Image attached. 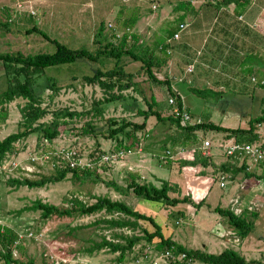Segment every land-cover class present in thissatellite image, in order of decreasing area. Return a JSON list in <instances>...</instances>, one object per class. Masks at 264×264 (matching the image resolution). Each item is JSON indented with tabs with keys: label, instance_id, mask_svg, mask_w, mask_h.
Returning <instances> with one entry per match:
<instances>
[{
	"label": "rangeland",
	"instance_id": "374dc122",
	"mask_svg": "<svg viewBox=\"0 0 264 264\" xmlns=\"http://www.w3.org/2000/svg\"><path fill=\"white\" fill-rule=\"evenodd\" d=\"M204 1L207 0H196L195 5H202ZM189 2V0H0V23L8 19L10 11H15L18 8H22V10L32 8L36 11L32 19L20 12L17 15L19 18L17 17L18 19L15 22L10 23L8 28L0 26V52L18 51L22 54L53 52V44L37 33H27L26 30L34 23L41 30L47 32L51 38H56L68 47H86L92 50L96 47L93 38L101 21L104 23L103 34L106 36L112 32L109 24L115 25L117 32L121 33L120 27L123 21L128 17L131 10L137 8L139 19L133 26V31L139 35L138 43L146 44L152 49L151 52L155 57L166 60L158 67H152L156 77L160 80L170 79V74L179 76L183 72L188 74L185 76H189L190 73L186 72V65H184L186 62L184 60H181L182 63L176 67H170L169 71L170 52H168L169 57H167L154 48L155 40L165 34L164 30L169 28V24L173 28L175 24L173 22L183 13H185L183 18H186V16L192 17L195 14L193 9L196 6L193 7L191 3L188 4ZM180 3L188 4L186 10L176 9ZM180 11H183V13H180ZM183 24L185 28L188 25L187 22H183ZM179 37L175 38V41L179 40ZM168 43L170 46L169 40ZM102 59L103 64L97 62L93 65L84 59H77L69 64L48 67L44 69V75L38 76L39 78L35 80L34 86L43 84L47 80V76L52 77L53 82L58 87L57 92L49 87H39L35 89L36 91L34 90L35 93L37 92L40 95L43 101L42 106L46 107L48 111L68 108L70 111L82 113L80 116L60 125L59 134L51 140L52 143H50L49 149L55 152L61 148H72L77 152L79 159H81L80 163L83 165L93 156L97 158L93 166L90 167L92 169L90 170L91 174L82 178V180L74 179L68 173L64 180L57 183H47L42 187L17 186L9 184L8 179L10 177L34 179L38 175H48L54 171V166L58 164L55 162L57 157L54 153L50 159H46V156L45 159H42L43 155L41 156L39 149L36 147L39 142L35 134L28 135L24 140L25 143H16L19 152L8 159V165L15 163L16 167L0 175V225L10 227L20 233L16 241L17 247L12 250L13 258L22 262L32 259L35 263L45 264H152L151 262L155 261L157 256L155 253H152L155 254V257L151 254L149 257L144 256L148 247L145 246L147 245L145 240L138 242L131 250L126 251L124 259L121 261L118 260L120 252H112L107 246H103L99 250L96 249L92 253L85 251V248L91 246L94 242H100L102 238L124 244L125 240L121 239L120 235H142L140 228L134 230L129 226L111 227L104 221L110 218L132 219L121 213L109 214L101 210L89 215H52L47 219H42L39 211L21 210L30 205L35 199H41L63 208L69 205V201L73 199L71 197H77L90 204L95 202L94 197L96 196H107L112 200L125 201L128 203L127 205H131L132 209L149 215L152 214L150 211L154 207L153 217L163 224L162 232L170 236L171 239L172 237L177 239L178 243L181 242L187 246L190 245L192 248H199L211 253H214L212 251L219 252L231 248L247 260L254 261L252 264H264V201L261 202L259 199L256 202L257 206L254 210L257 213L256 218L248 214L249 221H253L251 232L243 238L238 230H235L237 235L240 236L239 244L221 237L222 231H219V229L222 227L228 229L231 224L216 209L218 207L227 208V204L226 207L224 204L228 201L230 188L236 186L238 181L246 175L241 167L231 163L223 155L220 147L217 146L218 148L211 149V154L208 157L211 163L213 160L220 161L219 157L222 156L224 162L221 164H214V166L208 164L207 168L203 167L200 162L196 164L192 162L193 165L191 166L184 164L181 168L174 166L180 175H178L179 180H176L177 183H172L176 187L179 185L186 192L193 188L199 190L197 187H200L199 182L202 184L203 180L207 189L211 187L209 196L202 199L198 207L197 199L199 198L193 197L192 200H188L189 203L179 202L173 206L139 198L140 204L135 206L136 204H133V200L136 198L134 194L130 192L121 193V191L114 189L113 184L108 183L112 181L114 185L125 189L129 181L126 172L138 171L141 181H154L156 186H160L161 181H157L158 177L154 176L153 171H164L158 174L159 177L170 180L173 173L170 165L166 164L167 158L172 163L183 156L189 155L188 153L193 154L187 147L190 148L199 136L220 143L219 138H221L222 133L199 129L193 132L196 138L193 143L175 142L183 141L181 137L186 132H182V129L180 132V127L174 124L173 126L170 120L159 121L154 116H150L147 120L145 136L143 137L141 132L138 133L139 145L135 148V151L124 152L121 157H114L110 160L109 164L102 162L98 159L99 155L102 153L107 154V152L114 154L118 151L116 145L121 139H124L123 135L112 138L105 136L108 135V128H113L108 123V119H115L116 123L121 122V119L141 122L142 117L135 114L136 108L146 109L144 101H149L151 95L158 101L159 104L156 108L159 109L161 115L170 114V107L166 100L167 86L164 83H158L150 79L142 66V62L135 61L130 56H123L120 63L125 71L134 75L133 81L136 83L134 88L123 91L127 98L125 100H115L97 105L104 109L102 113L96 114L93 110L94 102L103 99L107 95L96 84L85 83L82 76L91 75L96 67L107 70L114 65V59L105 57H102ZM183 66L184 71L182 70ZM248 72H243L242 81H231L236 86L226 84L222 90L217 88V91L213 87L211 89H214L215 92L206 90L205 98L190 91V87L186 82L179 84L178 89L184 97L183 107L189 110L192 115L204 119L208 118L215 124L230 128L247 129L249 118L256 117L261 113L264 101V87L256 85L257 83L250 79L251 74ZM255 74L258 76L257 73ZM257 76L256 78H258ZM9 77L13 78V75ZM7 78L8 75L5 74L4 66L0 62V94L7 88ZM181 79V77L178 78V81ZM202 82L194 84V87L200 90L209 89L202 88ZM170 88L173 87L170 85ZM136 89L138 90L136 91ZM129 98H133V100ZM25 102V99L18 97L10 102L0 104V137L4 138L18 130V123L21 120L20 109ZM125 103H128L131 108L126 110L123 107ZM4 114H7L9 121H12L6 124L5 130L2 126ZM50 119L51 114L49 113L41 120L49 121ZM85 123H91V127L95 129V132L91 134L81 133V127ZM170 125L173 127V131H170ZM170 132L172 133L170 134ZM217 139L219 140L217 141ZM125 142L129 143L130 140ZM176 147H182L184 150L175 157L173 154L176 153ZM178 149L180 150V148ZM156 151L159 152L156 153ZM167 151L168 153H166ZM170 151L172 153L171 157ZM134 159H137L140 165L138 168L133 166L134 170H132L129 169L128 164L130 160ZM33 160L38 163V168H35L31 163ZM224 163H228V167L234 168L233 171H225L221 167ZM158 164H166L167 166L160 169L161 166H158ZM149 166L152 167L149 168ZM17 167L20 168L16 170ZM185 171H187V175L184 173ZM222 171L229 172L232 175L233 182L225 189L218 186L214 177ZM253 173L246 177H250L248 180L257 185L259 180L253 179V177L264 178V171L259 167H254ZM182 175L184 176L183 179L181 178ZM259 186L261 185L258 184L257 187ZM126 195L130 196L132 200ZM174 195L179 198L186 196L181 195L178 188ZM180 212L185 215L182 221L176 218L178 215L174 216ZM170 213L174 215L170 216ZM176 219L178 221L174 224ZM170 223L172 227H170ZM140 225L142 224L140 223ZM143 227L153 230V226L148 223ZM187 239L191 240L187 241ZM211 239L216 243L211 244ZM153 241H157V238ZM0 252H3L1 245ZM0 264H6L1 254ZM190 264L203 263L194 261Z\"/></svg>",
	"mask_w": 264,
	"mask_h": 264
},
{
	"label": "trees",
	"instance_id": "16d2710c",
	"mask_svg": "<svg viewBox=\"0 0 264 264\" xmlns=\"http://www.w3.org/2000/svg\"><path fill=\"white\" fill-rule=\"evenodd\" d=\"M230 1L237 0H225V2ZM188 4H190V2ZM188 4L180 3L176 9L186 10ZM239 5L242 7V5L244 4L240 3ZM21 12L24 13V15L31 17V19L34 18L32 16H34L35 14L33 15L26 10H23ZM19 13L20 12H18L17 10L10 11L8 13V19L5 22L0 23V26L8 28L10 26V23L15 22L19 18L17 16ZM183 14L185 15V13ZM183 14L180 16V19L182 20L184 17ZM138 19L137 8H134L133 11H130L128 17L123 21V24L120 27L122 33L119 37H116L113 31L110 32L108 36L103 34L104 23L103 21H101L93 38V43L96 47L92 50L86 47H68L66 44L60 42L56 38H51L47 32L41 30L34 23L30 28L26 30L27 33H37L48 42L53 44V52H37L33 54H22L18 51L0 52V62L4 66L5 74L8 75L7 88L0 94V104L10 102L18 97H22L26 100V102L20 109L21 120L18 123V130L0 139V161L5 157L7 153L12 155L17 154L19 152V149H17L16 143H25V138H27V136L30 134H35L37 136L39 142L38 145H36L37 148H39L42 144L44 150H49V147L45 146L42 140L47 139L48 141H51L59 134L60 125L65 124L67 123V121L82 114L77 111H70L68 108H58L53 111H48L46 107L42 106L43 101L40 95L37 94V92L35 93V89L39 87H49L52 88L54 92H57L58 90V87L53 82V78L48 76L47 80L43 84L34 86V83H36V78L44 75L43 73L45 71V68L69 64L75 62L77 59H84L86 61H89L93 65L97 62L103 64L102 57L114 59V65L111 68L103 70L100 67H96L91 75L82 76V80L85 83L96 84L97 86L102 88L107 95L103 99L94 102L95 104L93 106V110L96 114L102 113L104 109L100 108L97 105L115 100L121 101L127 99L123 94V91L129 90V88H134L136 84L135 81H133L134 75L131 72L125 71L124 67L120 63L123 56H130L135 61H141L142 66L148 73V77L155 82L164 83L170 90L169 79L165 78L164 80H160L156 77L154 71H152L153 66L158 67L166 60L155 57L151 52L152 49L146 44H143L142 42L138 43V34H136L135 32L126 31L127 27L133 28ZM168 30L169 29H165V34L163 36H159L154 42V48L158 50L162 55H165L167 57H169V55H167L166 53V48L169 45L166 44L165 41L166 39H168L167 37L172 36L176 29L170 27V32H168ZM129 36L130 39L128 41ZM11 75H13V78L9 77ZM20 77H22V79H20ZM259 85L261 87H264V84ZM137 90L138 89H136V91ZM206 90L215 92V90L211 88L200 90L198 88H195L194 86L190 87V91L198 94L199 96H203V98L206 97ZM129 99L133 100V98ZM142 99H144V97H142ZM144 102L146 104V109L137 107L135 113L137 116L142 117L141 122L121 119V122L116 123L115 119L107 120L113 128L109 127L107 133L108 135L104 134L105 136L112 138L116 137L117 135H123L124 139H121V141L116 145L117 150L128 152L134 150L139 145L138 133L141 132V134H143L142 136H145V128L147 126V120L150 116H154L159 121L170 120L172 124L179 126L182 129V132L184 131V133L186 132V134L181 137V139L183 138V141L175 142L185 144L187 142L193 143L196 140L193 132L199 129L221 132L226 134L225 138H234L237 141H257L258 134L255 132L256 125L259 123H264L263 107L261 113L258 116L249 119V127L247 129L239 127H224L211 122L208 118H201L202 122L197 125L184 127L180 124V121L177 117L170 114L166 116L161 115L159 109L156 108L159 103L156 101L153 95L150 96L149 101L145 100ZM181 106V101L178 100L177 108H181ZM123 107L126 108V110L128 108H131L128 103H125ZM49 113L51 114V119L49 121H42L41 119ZM81 129V133L83 134H91L95 132V129L91 127V123H85L81 127ZM127 140H130V142L126 143L125 141ZM199 142V138L197 137V141H195L193 144L197 145ZM193 154V164L200 162L203 167H206L209 164V157L201 155L200 151H195ZM166 162H170V160L167 158ZM64 163L65 162L62 161L58 165H55L53 168L54 171L49 173L48 175H38V177L34 179L27 177H23L21 179L10 177L8 179V182L9 184H14L17 186L24 185L32 188L42 187L47 183H57L59 181H62L66 178V175L68 173L71 174L72 178L77 180H82V178L91 174L90 170L92 169L90 167L71 168L68 166V164ZM228 165V163H224L221 165V167H223L225 171H233L234 168L228 167ZM245 175L249 176L251 175V173L245 172ZM130 177L131 180L127 183L125 189H121L117 185H114V182L112 181H109L108 183L113 184L115 190L122 191L123 193L130 192L136 197L142 198L146 201L160 202L170 206H173L179 202L188 201L187 196L181 198L177 196H171L170 192H174L176 185H171L168 181L161 180L160 186H156L150 182H139V180H136V177H134V175L130 174ZM72 198L73 199L69 201V205L63 208H59L58 206L42 201L41 199H35L30 205L25 206L21 210L39 211V215L42 219H47L52 215H89L101 210H104L109 214L121 213L124 216L132 218H110L105 219L104 221L107 222L111 227L129 226L132 227V229L134 228V230L140 228L142 235H120L121 239L125 240L124 244L102 238L100 242H94L91 246L85 248L86 252L92 253L96 249L99 250L103 246H107L112 252H120L118 257V260L120 261L124 259L126 251L131 250L138 242L145 240L146 244L154 245V248L157 251L170 250V252L175 256L181 253H185V258L183 260L177 261L173 264H190L194 261H198L203 264H252L254 262L251 260H247L239 252L231 248H226L217 253L203 251L199 248H188L172 240L170 236H165L162 232L161 225L152 215L140 212L136 209H132L129 205L121 200H112L107 196H96L94 197L95 202L87 204L82 199H78L77 197ZM200 201L197 203V207L200 205ZM216 210L225 217V220L228 221L232 227L238 230V233L243 238L246 237L253 228V221H249L248 214H250V216L253 218L257 217V213H255L254 211H244L241 215L236 216L227 208L218 207ZM140 223L142 225H140ZM146 223L152 225L153 230H149L143 227ZM18 236V231L10 227L0 225V245L3 249V252H0V254L5 263L45 264L35 263L32 259H29L26 262H22L13 258L12 250L14 247H17L16 241L18 240ZM156 238L157 241H153Z\"/></svg>",
	"mask_w": 264,
	"mask_h": 264
},
{
	"label": "crops",
	"instance_id": "0c3cea01",
	"mask_svg": "<svg viewBox=\"0 0 264 264\" xmlns=\"http://www.w3.org/2000/svg\"><path fill=\"white\" fill-rule=\"evenodd\" d=\"M189 1L193 7L196 6L195 9H193L195 14L192 17L186 16V18H183V20L179 17L173 22L175 23L173 28L176 29V31L179 30V25L181 23L187 22L188 25L186 26V28L179 31V40H173L170 43L171 53L170 64L168 66L169 71L170 67H176L177 65L181 64V60H184L186 62L184 64L186 65V69L189 65L193 66V70L192 72H189V76H185L188 74H185L184 72L182 73V75L179 76L170 74V85L173 87V89L177 91L178 95L181 96L180 101L184 102V97L179 91L178 85L184 82H186L189 87H192L195 86L194 84L203 81L202 88L213 87L216 90L217 88L222 90L223 86L226 84L234 85L231 81H242L244 71H249L248 73L251 74L250 79L251 77H254L256 80L264 81V0H237L230 2H225V0H207L199 6L195 5L196 0ZM240 3L244 5H242L241 7L239 5ZM180 13H183V11H180ZM166 29H169L168 32H170V24L169 28ZM167 38H170V36ZM183 68L184 66L182 67V70L184 71L185 68ZM255 73H257L258 76ZM255 75L258 78H256ZM180 77L182 78V81H178V78ZM9 122L12 121H9L7 114H4V118L2 121V126H4V130L6 124H8ZM170 128V131H173V127L171 125ZM179 131L181 132V128H179ZM171 133L172 132H170V134ZM132 151H135V149ZM158 152L159 151H156V153ZM188 154L189 155L183 156L175 160V163L166 162L167 165H170V168L172 169L173 173V175L170 176V180L159 177L158 174L163 173L164 171H153L154 176L158 177L157 181L160 182L161 180H165L170 182L171 185H174L172 184L173 182L177 183L176 180H179L180 175L178 174L174 166H178L179 168H181V166L184 164H189L190 166L193 165L192 161L194 155L191 154L193 156L192 157L190 153ZM219 159L220 161L213 160L211 163L209 162V164H211V166H214V164H221L222 162H224L222 156L219 157ZM166 164H158V166H161L160 169H163L162 167L167 166ZM139 165V161L137 159H134L130 160L128 167L129 169L134 170L133 166H137L138 168ZM151 167L152 166H149V168ZM241 168L243 169V166ZM184 173L186 174L187 171H185ZM130 174L134 175V177H136V180H139V182H150L156 185L154 181H141L140 174L138 173V171L126 172V175L129 177V181L131 180ZM183 177L184 176L182 175L181 178L183 179ZM204 183V180L202 181V184L199 182L200 187H197L199 190H194L196 188H193L187 192L183 190L181 186L178 185V187L174 189V192H170V195L175 196L174 194L176 192V189L178 188L179 193H181V195H186L188 200H192L193 198H199L197 199L198 203L200 200L209 196L210 193L209 191L211 187L207 189ZM187 185L189 184L187 183ZM235 189L236 186L230 188L229 198L235 192ZM121 193L123 192L121 191ZM189 194L191 195V197ZM249 194L246 196V198L249 197ZM127 196L128 195H126V197ZM130 199L132 200L131 197ZM139 200L140 199L136 197L133 200V204H136L135 206H139ZM226 204H228V201L224 204L225 207ZM153 210L154 207L152 208V211H150L152 213H150L152 216H154ZM171 215L174 214L170 213V216ZM176 215H178V217L176 218L181 219V221L185 217V215L181 212L176 213L174 216ZM177 221L178 219L174 221V224ZM157 222L162 227L163 224L161 223V221ZM170 227H172L171 223ZM164 235L168 236L167 234ZM172 239L178 242L177 239H175L174 237H172ZM190 240L191 239H187V241ZM211 241V244L216 243L213 239H211ZM181 244L186 247L192 248L190 247V245L187 246L184 243ZM212 252L217 253L215 251Z\"/></svg>",
	"mask_w": 264,
	"mask_h": 264
},
{
	"label": "built area",
	"instance_id": "2783aa9c",
	"mask_svg": "<svg viewBox=\"0 0 264 264\" xmlns=\"http://www.w3.org/2000/svg\"><path fill=\"white\" fill-rule=\"evenodd\" d=\"M18 12L23 11L22 8L17 9ZM26 11H28L31 14H36V11L34 9L28 8ZM110 29L115 33L116 37H119L121 33L117 32L115 29L116 26L109 24ZM185 28L184 24L181 23L179 25V30L173 33V35L168 38L170 43L175 40V38L179 37V31L183 30ZM127 32H134L133 28H126ZM130 39V36L128 37V41ZM168 40L166 39L165 43L169 45ZM171 46V44H170ZM168 46L166 48V53L168 55V52L171 53V48ZM189 69H186V72H192L193 66L189 65ZM252 81H255L258 85L264 84L263 80H256L254 77L251 78ZM182 81V79L180 80ZM168 89V88H167ZM167 104L170 107V114L177 117L180 121V124L184 127L190 126V125H197L202 122L201 117L194 116L190 113L189 110L185 109L183 105L181 108H177V102L180 100V95H178L177 91L173 88H170V90H167V96H166ZM182 104V102H181ZM255 132L258 134V140L253 142L248 141H237L234 138H225L224 133L221 134V138H219L221 141L220 143H215L208 138H199V143L197 145H191V149L187 147L189 150L194 153L195 151H200L201 155L208 157L211 153V149H215V147H220L222 149V153L227 159L231 161L233 164H237L239 167H244L245 172L253 173L254 167H259L264 170V123H259L256 125ZM217 139V141L219 140ZM47 141V142H46ZM43 144L50 148V143L52 141H48L47 139L42 140ZM38 145V144H37ZM37 147V146H36ZM217 147V148H218ZM180 148V150L178 149ZM39 152L41 153L42 159H50L52 154H56V163L59 164L62 161H64V164H68L69 167H91L93 166V163L96 162V156H93V158L89 159L87 163L84 165L80 163L81 159H79V156L77 152L72 148H61L58 151H51L44 150L41 146L38 148ZM184 148L182 147H176V153L173 154V156H177L178 154H181L183 152ZM190 151V152H191ZM124 151H116L114 154H109V152L102 153L99 155L98 159L101 160L104 163L109 164V161L112 160L114 157H121V154H123ZM168 153V151L166 152ZM11 156H14L12 154H6L3 159L0 161V175L8 170H12L16 167L15 163H11L8 165V159H10ZM172 156V153L170 151V157ZM61 160V161H60ZM33 166L35 168H38V163L35 162V160L31 161ZM9 166V167H8ZM17 167L16 169L18 170ZM20 170V169H19ZM30 172V171H29ZM32 172V171H31ZM215 181L218 184L220 188H227L229 184H232V175L229 172H220L217 173V175L214 176ZM250 177H243L241 178L238 183L236 184V190L232 194V196L228 200L227 209L233 213L236 216L241 215L244 211H254L257 206V200L260 199L261 202L264 201V178H255L259 180L258 184L261 186L257 187L256 184L252 183L250 180H248ZM250 193V194H249ZM249 194V197L246 198V196ZM72 198V197H71ZM226 223V222H224ZM221 224V223H220ZM236 229L232 226H228V229L226 227H222L219 229V231H222L221 237H225L228 240H231L232 242H238L240 240V236L237 235ZM20 235V233H19ZM240 242H238L239 244ZM147 247L144 256L149 257L150 254L155 257V254L157 257H155V261L153 260L152 264H173L177 261L183 260L185 258V253H181L179 255H174L170 252V250L165 251H157L154 248V245L147 244L145 245ZM153 249V250H152ZM155 253V254H152ZM143 258V256H142ZM161 261H158V260Z\"/></svg>",
	"mask_w": 264,
	"mask_h": 264
}]
</instances>
